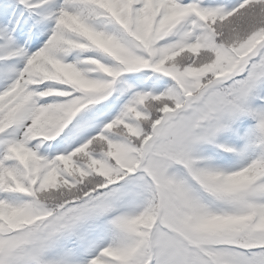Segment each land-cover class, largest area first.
Instances as JSON below:
<instances>
[{
  "label": "snow or ice",
  "instance_id": "snow-or-ice-1",
  "mask_svg": "<svg viewBox=\"0 0 264 264\" xmlns=\"http://www.w3.org/2000/svg\"><path fill=\"white\" fill-rule=\"evenodd\" d=\"M0 264H264V0H0Z\"/></svg>",
  "mask_w": 264,
  "mask_h": 264
}]
</instances>
